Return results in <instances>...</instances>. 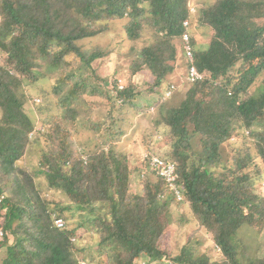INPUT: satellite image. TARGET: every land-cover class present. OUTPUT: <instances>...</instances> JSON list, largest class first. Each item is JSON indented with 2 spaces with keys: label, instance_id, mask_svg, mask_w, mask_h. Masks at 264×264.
<instances>
[{
  "label": "trees",
  "instance_id": "16d2710c",
  "mask_svg": "<svg viewBox=\"0 0 264 264\" xmlns=\"http://www.w3.org/2000/svg\"><path fill=\"white\" fill-rule=\"evenodd\" d=\"M187 4L188 0H0V53L5 55L0 65V198L8 192L0 203V264H79L74 243L78 228L99 233L105 264H136L141 257L156 264H264V252L246 257L238 242L243 228L264 231V198L253 191V175L264 169V0H217L201 12L197 20L213 32L206 50H194L192 41L194 65L204 79L191 84L175 106H163L157 122L164 129L163 141L169 138L162 142L168 151L160 157L176 165L184 200L200 226L211 233L223 262H211L188 248L174 257L162 250V215L169 218L170 204L177 203L166 194L163 181L149 173L141 193H130L131 171L124 155L102 149L83 160L70 131L66 137H52L65 130L61 125L59 130L40 129L48 142L38 172L70 201L68 206L58 204L60 212L76 211L83 221L56 229L51 204L38 196L33 179L17 169L30 134H35L23 90L25 81L38 80L39 60L48 59L55 71L69 66V57L78 63L54 89L75 87L65 106L78 92H97L100 87H93L90 77H100L92 63L103 55L82 51L77 41L100 33L99 21L127 15L130 40L139 37L143 26L153 33L154 42L138 51L130 72L135 75L146 68L155 91L174 72L175 41L189 17ZM51 47L57 53L51 54ZM88 72L91 76H85ZM261 75L258 95L250 96ZM100 80L109 102L133 105L135 87L113 95ZM241 130L248 132L245 138L251 147L224 156V144ZM142 165L147 168L143 160ZM164 193L170 200L161 198Z\"/></svg>",
  "mask_w": 264,
  "mask_h": 264
},
{
  "label": "rangeland",
  "instance_id": "374dc122",
  "mask_svg": "<svg viewBox=\"0 0 264 264\" xmlns=\"http://www.w3.org/2000/svg\"><path fill=\"white\" fill-rule=\"evenodd\" d=\"M216 1L188 0L187 7L194 9L189 25V34L194 50H206L212 39V30L203 26L197 18L204 9L213 6ZM130 20L131 18L127 15L123 19L101 20L96 26L101 32L93 37L77 41V45L84 52L102 53L103 57L92 63V69L109 85L113 95L116 94L114 86L118 85L119 81L124 88L129 85L135 87L134 95L137 96L133 105L120 107L118 103L109 102V98L105 95L106 89H103L100 78L92 77L88 72L85 76H91V85L96 87L98 84L100 89L97 92L95 90V93L86 90L78 92L77 99L65 106L68 92L74 90L75 87L68 84L61 86L56 92L54 89L58 85L60 77H65L70 69L77 68L78 63L70 57L68 58L69 66L61 68L59 71L50 70V66L46 62L48 59L39 60L41 67L38 69L40 74L38 80L33 83L24 82L23 91L26 95L24 109L35 124V134L33 136L32 133L28 149L16 164L17 169L33 179L32 183L35 191L39 194L38 196L51 204L52 219L62 216L66 227L68 224L69 228L77 227L83 221L81 218L83 216L76 211L60 212L62 207L58 204L68 206L70 201L62 191L50 188L44 175L38 172L44 147L48 142L43 137L44 132L40 129H43V126L58 129V125H61L65 129L62 133L51 134L52 137L57 138L66 137V133L70 131L73 147L78 150L84 160L92 153L102 149L106 153L112 149L124 155L131 171L128 182L129 192L139 194L145 185L144 177L151 174L142 165V156L145 153H150L164 157L169 148L162 143H168L169 138L166 136L163 141L164 129L157 123L160 119L161 108L175 106L191 85L186 80L188 65L180 47V38L175 41V46L177 45L178 48L177 59L171 62L174 72L157 90L154 91L153 78L146 68L143 67L135 75L131 74L130 69L135 56L144 47L154 42V36L151 30L143 26L139 37L130 40L126 34V27ZM51 49V54L58 51L57 48L51 47ZM4 59L5 55L0 53V65L4 63ZM262 80L263 75L259 76L250 88V96L258 95ZM170 84H174L177 90L170 99L161 103L159 97ZM150 107L154 109L151 111ZM68 108H73L74 111ZM247 135L248 132L241 130L226 142L223 146L224 156H231L237 151L251 147V140L248 137L245 138ZM35 138L40 139L35 142ZM253 179L254 193L264 198V169H260V174L253 175ZM5 196H8L6 190L1 197ZM163 198L166 201L170 200L166 195ZM169 214L167 219L162 215L163 231L158 240L162 250L174 257L179 255L183 248H188L192 253L207 256L211 262L221 263L224 261L211 233L200 226L201 223L188 200L179 204H170ZM75 240L74 243L78 248V261L85 264H105L106 251H102L98 247L99 233H96L94 229L88 231L78 228ZM238 242L240 250L246 257H259L264 252L262 250L264 231L243 228L239 233ZM2 252L0 251V258ZM135 263L156 264L145 257L139 258Z\"/></svg>",
  "mask_w": 264,
  "mask_h": 264
},
{
  "label": "built area",
  "instance_id": "2783aa9c",
  "mask_svg": "<svg viewBox=\"0 0 264 264\" xmlns=\"http://www.w3.org/2000/svg\"><path fill=\"white\" fill-rule=\"evenodd\" d=\"M188 8V18L183 21L182 27H183V32L180 35V42H181V49L183 52V56L188 64V69H187V76L186 80L189 84H194L197 82H200L204 79V75L199 73L197 69L195 68L194 65V53H193V46L191 42V36L189 34V25H190V17L194 13V9L187 7ZM124 89V86L121 85V82L119 81V84L116 85V91H122ZM177 87L174 84H170L167 86V88L163 91L161 97V103L166 101L167 99H170L173 94L176 92ZM151 111L154 108H150ZM32 134L30 135V137ZM84 160V159H83ZM86 160V159H85ZM142 160L145 161L147 165V170L153 174L154 176L158 177L163 181L165 184V191L166 194L169 195L171 198L174 199L177 203H182L184 201L183 197V191L181 187L178 185V175L176 172V165L168 161L166 159L161 158L158 155L155 154H150V153H145L142 156ZM164 193V195H166ZM163 195V196H164ZM161 196V198H163ZM2 197L0 198V203L2 201ZM53 226L58 229L62 230L66 227V223L61 217H55L53 219ZM2 236V231H0V237ZM80 264H85V263H80Z\"/></svg>",
  "mask_w": 264,
  "mask_h": 264
},
{
  "label": "crops",
  "instance_id": "0c3cea01",
  "mask_svg": "<svg viewBox=\"0 0 264 264\" xmlns=\"http://www.w3.org/2000/svg\"><path fill=\"white\" fill-rule=\"evenodd\" d=\"M161 95H162V94H161ZM160 97H161V96H160ZM160 97H159V98H160ZM150 108H151V107H150Z\"/></svg>",
  "mask_w": 264,
  "mask_h": 264
}]
</instances>
